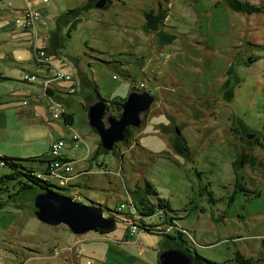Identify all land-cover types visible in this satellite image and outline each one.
<instances>
[{
  "label": "rangeland",
  "instance_id": "rangeland-1",
  "mask_svg": "<svg viewBox=\"0 0 264 264\" xmlns=\"http://www.w3.org/2000/svg\"><path fill=\"white\" fill-rule=\"evenodd\" d=\"M82 1L0 0V25L5 27L0 29L1 100L20 102L26 89H31V84L21 81L22 70L24 74L39 70L31 62V47L47 48L54 19L78 9ZM240 1L257 11H232L224 0H115L105 10L94 9L89 2L75 29L68 35L65 28L58 33L61 47L49 53L53 64L49 54L44 59L36 54L50 72L53 67L60 69L69 81L52 82L54 95L34 128L26 121H15L12 110L5 112L2 151L10 150L8 155L15 159H36L20 163L39 170L38 159L51 160V153H46L48 142L62 139L66 147L62 153L73 161V173L86 171V179L93 176L97 183H84L93 188L88 190L81 182L77 190L69 185L71 172L65 180L47 175L42 180L72 201L102 203L103 214H108L106 210L113 213L115 227L102 239L96 232L73 236L63 225L40 223L47 230L44 240L58 245L51 252L42 251L39 258L43 259L36 263H24L33 255L18 248L22 231L28 234L23 221L31 216L29 207L42 191L31 189L9 198L13 192L9 186L0 195V262L108 264L104 260L107 244L117 242L119 249L135 258L133 264H158V255L174 249V241L164 244L162 232L156 229L157 234L138 229L132 238L138 245L122 240L127 231L126 212L116 211L125 202L124 189L144 181L175 211L164 219L160 216L162 220L155 213L142 220L145 225L162 221L167 227H162L163 234L176 237V231L181 233L190 252L214 264H235V252L253 261L259 259L264 241V0ZM31 6L45 11L41 14L44 26H37V32L34 26L16 21L15 10ZM111 13H119L115 32H107L108 24L114 22ZM147 13L152 17L149 31L143 29L145 34L135 22L142 14L144 22ZM9 24L29 34L10 30ZM132 53L134 56L127 55ZM127 71L129 78L124 75ZM86 81L96 86L98 97L106 102L104 122L105 117L117 119L121 113V106L109 102L126 99L132 88L152 99L139 116V126L129 127L124 141L94 159L98 137L88 126L86 110L98 99L92 89L83 88ZM225 82L228 87L222 89ZM228 90L229 101L225 97ZM53 113L58 117L53 119ZM61 113L70 117V126L63 125ZM74 134L78 141L70 148ZM240 153L252 157L253 164L233 169L231 164ZM9 173L0 165V176ZM235 182L243 191L236 189ZM59 187L62 189H56ZM63 232L67 239L61 236ZM63 248L66 258L56 252Z\"/></svg>",
  "mask_w": 264,
  "mask_h": 264
},
{
  "label": "trees",
  "instance_id": "trees-1",
  "mask_svg": "<svg viewBox=\"0 0 264 264\" xmlns=\"http://www.w3.org/2000/svg\"><path fill=\"white\" fill-rule=\"evenodd\" d=\"M113 1H115V0H106V4L104 5L103 9L109 3L113 2ZM224 1L226 3L227 7L232 11H237V12H242V13H251L253 11H257L256 8L253 9L247 3H241L240 0H234V1L224 0ZM88 3L89 2H86L85 6H83L81 8L67 10L65 12H62L54 19V30L51 33H49V39H48V42L50 44L51 49L58 50L61 47L60 40L58 39V33L60 32V30L62 28L66 29L67 35H68L69 31L74 30L75 27L81 22L80 17L83 14V13H81V11L87 9L86 6ZM149 16L152 17L151 13H147L144 15L143 29H146L147 31H149L148 28L151 25ZM21 28L26 29V27H23V26H21ZM21 31H25V30H21ZM26 32L28 33V31H26ZM56 39H58V41ZM55 43H56V45H55ZM41 50L45 51V48L43 46L39 47V48L34 47V46L31 47L33 61L35 64L37 63L40 66L46 67L48 69V71L50 72V68L47 64H44L43 62L38 61L36 59V54ZM1 79L2 78L0 77V80ZM86 82H87V84L83 88L92 89L94 94H95V98L106 103L104 100H102L98 97L96 86L92 83H89L88 81H86ZM22 83H25V82L22 81ZM227 87H228L227 82H225L222 86V89H226ZM49 91L50 90L46 89L44 92V95H46L47 98H51V96H52V94ZM131 91H135V90L132 88ZM225 97H226L227 101H229L231 99V93L229 90L227 91ZM124 100H120V102L112 101L109 103L113 104L115 106L116 105L121 106V104L124 102ZM62 116H64L63 113H61V117ZM69 119H70L69 116H64V118H63L64 122L65 121L68 122ZM127 131H128V129H125L123 131L124 139L126 138ZM181 142H183V141L181 140ZM255 142H257V141H255ZM175 145H177V142L175 143ZM98 154H106V152H104L100 148L99 141L97 142V146L94 150V156H97ZM22 161H27V162H34L35 161L36 162V159H34V158L15 159V158L0 155V165L2 167H6L10 171L9 174L0 176V195L3 193H6L10 187H11V189H13V192L8 195L9 198L17 196L19 193H21L23 191H27V190H31V189L40 190L42 192L52 191L51 188L53 186L50 183H48L47 181L42 180L41 177L43 175H47V176H51V177L55 176V177H57V179H59V174L56 175L54 172H48L46 167H45L44 172H40V173L35 172L31 168L24 167L23 165H21L20 162H22ZM252 161H253L252 157L247 156L246 154L240 153L239 155H237L235 157L231 166L233 167V169H237V168H240L241 166H243L245 164H250V165L253 164ZM37 162L38 163H44L46 165V162L43 161L41 158H40V160L38 159ZM67 176L68 175H65V177H67ZM63 186H65V185H63ZM235 187L237 190L243 191V188L241 186H239L237 184V182H235ZM56 189L60 190L62 188L59 187ZM52 192H54V191H52ZM124 192H125V197L128 198L129 206L133 209V211L137 217V221H136L137 229H139L143 232L155 233V234L158 233V232L157 233L155 232V229H156V231L160 230V232H162V236L164 237V244H165V242L170 241V240L174 241V244H175L174 249L178 250V251L184 253L185 255H187L188 257H190L191 264H214V263H211L209 261L204 260L203 258L198 256L197 254L190 252L188 247H185V244H184L185 240L182 238L181 233L176 231V234H175L176 237H171L170 235L165 234V233L163 234L164 229H162V227H166V225L162 226V224H164L162 221L159 222V224H151V225L150 224L145 225L142 222L143 219L151 218L155 213H157V215L159 217L158 220L159 219L162 220V218H160V216L163 217V219H164V217L165 218L168 217V213L169 214L175 213V211L171 210L169 208L168 204L163 199L159 198L156 190L154 189V187L152 186L151 183L144 181L142 187L138 186L137 184H134L131 188L125 189ZM54 193H56V192H54ZM251 193L255 197L258 196V193H256V192H251ZM56 194H58V193H56ZM58 195H60V194H58ZM1 205H2V203L0 201V206ZM33 211H34V208L31 205L29 207V212H30L31 216H32ZM107 212L109 213L110 211L107 210ZM109 214L111 217H113L112 216L113 213L110 212ZM170 228L171 227H168V230ZM112 231L113 230H111L109 232H101V231H95V232L98 235H104V234H108ZM233 262L235 264H253L254 262L264 264V241L261 242V253H260L259 259H257L256 261H253L251 258H244L238 252H235L234 256H233Z\"/></svg>",
  "mask_w": 264,
  "mask_h": 264
},
{
  "label": "water",
  "instance_id": "water-1",
  "mask_svg": "<svg viewBox=\"0 0 264 264\" xmlns=\"http://www.w3.org/2000/svg\"><path fill=\"white\" fill-rule=\"evenodd\" d=\"M85 1L93 2V7L97 10L106 4V0ZM151 102L148 95L131 91L121 104L120 116L117 119L105 117V122L102 120L105 112L103 101L98 100L88 106L87 123L98 137L100 148L105 152L112 151L115 143L123 140L126 128L139 126V116L148 109ZM32 206L33 217L38 222L49 227L63 225L73 236L95 231L109 232L115 225V219L111 216L104 217L101 208L95 203L85 206L52 191L37 193ZM157 261L158 264H191L190 257L175 249L162 251Z\"/></svg>",
  "mask_w": 264,
  "mask_h": 264
},
{
  "label": "crops",
  "instance_id": "crops-1",
  "mask_svg": "<svg viewBox=\"0 0 264 264\" xmlns=\"http://www.w3.org/2000/svg\"><path fill=\"white\" fill-rule=\"evenodd\" d=\"M83 6H85V0H83L80 3L79 8H81ZM18 10L19 9H16L15 11L17 12ZM124 14H126V13H121V15H124ZM143 14H142V16H143ZM111 15H112V18L114 19V22H111V25L108 24L109 25L108 26L109 29L107 30V32H111V31L115 32L116 25L117 26L119 25L118 22H117L119 13H111ZM142 16L138 15V17L136 19V22H135L136 23L135 27H137L143 33L148 34L147 33L148 31L145 32L143 30V23L144 22H143V17ZM120 27H123V26H120ZM4 28L5 27L3 25H0V29H4ZM9 28H10V30H14V28H16L15 30H17L18 32L27 33L26 31L19 30L14 24H9ZM104 31H105V29H104ZM27 34H29V33H27ZM44 48H45V52L47 54L51 53V51L53 52V50L50 47L49 42H48L47 48L46 47H44ZM113 51H115V49ZM121 54H123V53L122 52H117L116 53V55H121ZM127 55L134 56L133 53L132 54H127ZM48 56H49V60H50L51 64H53V59H54L53 55L49 54ZM120 60L123 61V59H120ZM31 62L39 70L36 73H33V72H28V73H33V74H35L37 76H46V72H49L46 67L40 66L37 63L35 64L32 57H31ZM15 63L17 65H19V63H17V62H15ZM51 67H53V66L51 65ZM22 71H23V73L21 74V76L26 72L24 70H22ZM124 75L127 78L130 77L128 71L124 72ZM29 87L31 89L30 90L26 89V94L20 100V102L12 103V101H8V99L6 97H4L3 100H1L2 98H0V106L2 105L0 107V110H2V112H0V113H4V116L3 115L1 116V121H0V132H1V134H0V144L3 141L2 131H3V126L5 124L4 123L5 122V116L7 114L5 112H8L9 109L12 110L11 111V116L15 119V121H26V122H28L30 124V126L32 128H34L35 124H37L39 121L40 122L42 121L41 120L42 119V114H40V113L45 111L44 105H46L47 102H48L47 96L42 94V92H40V90L38 89L36 84H31ZM49 92L52 94V96H51V98H52L53 95H54V91L52 90V88L50 89ZM22 101H26L27 104L26 105L22 104ZM54 118H57V117H54ZM62 123H63V125L65 127H68V126H70L71 121L69 119L68 122H66V121L64 122V120L62 119ZM48 145H49V142H48ZM96 146H97V141L95 142V146L94 147L96 148ZM64 148H66V147H64ZM70 148H71V146H70ZM9 152H10V150H6L5 152H3L2 151V146L0 145V155L1 156L10 157L9 155H11V154L8 155ZM62 154H63V156L65 158L71 160L70 157L66 156L64 153H62ZM95 157L96 156H94V151H93L92 159H94ZM11 158H13V157H11ZM71 162H73V161L71 160ZM39 164L41 165V167H39V170L38 169H33V168H31V169L33 171L39 172V173L40 172H44L45 164L44 163H39ZM85 174H86V171H83V170H80V171L76 170V172L73 173V169L71 167V178H70V184L69 185H72L73 188H76L82 182V186H84L85 189L92 190L93 188H87L84 183H86L87 185L90 184V185L94 186L97 183V181H93V178H92L93 176H91L89 179H86V175ZM134 184H137L138 186L142 187V185H139L138 182H136ZM134 184L129 186V188H131ZM69 187H71V186H69ZM76 189L78 190V188H76ZM124 191H125V189H124ZM124 194H125V192H124ZM73 201L77 202V203L79 202L78 199L73 200ZM90 203H95V202H91V201H87L86 200L85 202L82 203V205L90 206ZM95 204L99 205L97 203H95ZM100 204L102 205V203H100ZM101 205H99L100 208H101ZM101 211H102V208H101ZM116 211H117V207H116ZM102 215L104 217L110 216L109 213L107 215L103 214V211H102ZM23 222H25V224L27 223V228H28L27 232H28V234H24V232L22 231V237H20V242H18L19 243L18 244V248L26 249L27 252L30 255H33V256L27 257V259L24 261V263L29 261V260H33L34 263H36V261H39L40 259H43V258H39V254L42 251H47L48 250V251L51 252L55 247H57L58 243H55L53 241L51 243V241L48 238H46L44 240L47 230L43 229V227H40L42 225H40V222H38L37 220L33 219V216L25 218ZM22 223L19 222V225L20 226H24L25 224H22ZM30 223H32V224H30ZM16 225H18V224H16ZM61 236L64 237L65 239L68 238V235H65L64 232L61 234ZM107 236H108L107 234L98 235V237L102 238V239L106 238ZM123 237L124 238H122V240H127V241H129V243L138 245L137 240L136 241H132V238L134 237V235L133 236H129L126 230L124 231ZM128 238H131V239L128 240ZM54 239H56V238H54ZM76 242H78V244H79V242H81V239L76 240ZM48 243H50V245H47ZM107 245H108L107 249H106L107 252L105 253V258H104L106 263H108V264H133L134 263L135 258L130 253L124 251L123 249H119L117 247V242H115V244L114 243H108ZM51 246H52V248H51ZM53 252H55V251H53ZM56 252L58 253L57 255H62V257H65V258L68 256L66 254V251H65L64 248L63 249H59ZM63 261H67V260L65 259ZM0 263L4 264V263H2V261Z\"/></svg>",
  "mask_w": 264,
  "mask_h": 264
},
{
  "label": "built area",
  "instance_id": "built-area-1",
  "mask_svg": "<svg viewBox=\"0 0 264 264\" xmlns=\"http://www.w3.org/2000/svg\"><path fill=\"white\" fill-rule=\"evenodd\" d=\"M47 0H41V4H45ZM17 21L22 25H30L34 26L35 29L37 26H44L41 21V14H45V11L38 10L34 7H25L23 9H19L17 12ZM37 32V29H36ZM40 55H47V53L43 50L39 51ZM21 80L28 84H36L40 86L45 92L46 89L50 90L52 88V82L54 80L58 81H69V77L67 75H63L60 69L54 67V72H46V76H36L33 73L23 74ZM73 91V89H72ZM49 100V98H47ZM22 104L26 105V101H23ZM50 105H53L50 102ZM62 110V109H61ZM51 117H58L57 114L53 113ZM60 117V116H59ZM72 142L71 148H75L78 138L77 135L74 134L69 139ZM64 142L62 139L50 140L46 153H51V160H44V156L41 157L43 161L46 162V169L48 172H55L59 174V180H65V175H69L71 172V160L65 158L62 154V149L64 148ZM125 203V204H124ZM121 203L117 210L126 212V220L123 222L127 226V232L130 236L135 235L137 229L136 221L137 217L128 205V198L125 199V202Z\"/></svg>",
  "mask_w": 264,
  "mask_h": 264
},
{
  "label": "bare ground",
  "instance_id": "bare-ground-1",
  "mask_svg": "<svg viewBox=\"0 0 264 264\" xmlns=\"http://www.w3.org/2000/svg\"><path fill=\"white\" fill-rule=\"evenodd\" d=\"M26 27H31L30 25H25ZM38 54V56L40 57V58H45V55H40L39 54V52L37 53ZM47 56V55H46ZM55 173V172H54ZM56 175H58L57 173H55ZM128 205H129V203H128ZM130 207V206H129ZM132 209V208H131Z\"/></svg>",
  "mask_w": 264,
  "mask_h": 264
},
{
  "label": "flooded vegetation",
  "instance_id": "flooded-vegetation-1",
  "mask_svg": "<svg viewBox=\"0 0 264 264\" xmlns=\"http://www.w3.org/2000/svg\"><path fill=\"white\" fill-rule=\"evenodd\" d=\"M126 129H129V128H126Z\"/></svg>",
  "mask_w": 264,
  "mask_h": 264
}]
</instances>
